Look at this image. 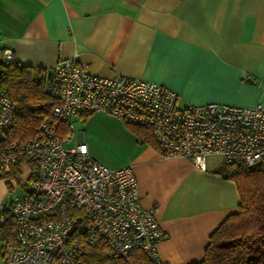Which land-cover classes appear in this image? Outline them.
<instances>
[{
    "label": "crops",
    "instance_id": "obj_1",
    "mask_svg": "<svg viewBox=\"0 0 264 264\" xmlns=\"http://www.w3.org/2000/svg\"><path fill=\"white\" fill-rule=\"evenodd\" d=\"M5 49L36 71L71 58L96 76L160 83L181 106L264 107V0H0V64ZM72 125V146L84 142L106 166L132 168L140 206L163 232L159 262L201 261L239 203L235 183L213 173L224 160L210 155L195 167L162 157L103 113Z\"/></svg>",
    "mask_w": 264,
    "mask_h": 264
},
{
    "label": "built area",
    "instance_id": "obj_2",
    "mask_svg": "<svg viewBox=\"0 0 264 264\" xmlns=\"http://www.w3.org/2000/svg\"><path fill=\"white\" fill-rule=\"evenodd\" d=\"M1 63L18 64L10 49L3 50ZM44 71L55 104L28 141L7 140L16 106L0 93V229L8 219L13 224L11 238L0 241L3 264H83L84 249L74 236L81 223L84 243L111 257L126 259L139 251L159 261L163 232L154 210L140 206L132 168L106 166L84 142L64 147L76 118L103 113L142 127L162 157L187 159L195 167L210 155L228 163L264 159L260 105L181 107L178 94L160 83L96 76L71 58Z\"/></svg>",
    "mask_w": 264,
    "mask_h": 264
},
{
    "label": "trees",
    "instance_id": "obj_3",
    "mask_svg": "<svg viewBox=\"0 0 264 264\" xmlns=\"http://www.w3.org/2000/svg\"><path fill=\"white\" fill-rule=\"evenodd\" d=\"M38 76V78H36ZM44 70L0 64V93L15 103V113L7 140L28 141L40 122L48 118L55 101L46 91ZM141 143L155 146L148 130L127 125ZM214 174L235 183L239 203L209 235L203 258L190 264H264V159L254 164L223 162ZM12 221L0 229V241L11 238ZM81 223L74 236L83 247V264H162L147 259L139 251L125 258L111 257L102 247L84 243Z\"/></svg>",
    "mask_w": 264,
    "mask_h": 264
},
{
    "label": "rangeland",
    "instance_id": "obj_4",
    "mask_svg": "<svg viewBox=\"0 0 264 264\" xmlns=\"http://www.w3.org/2000/svg\"><path fill=\"white\" fill-rule=\"evenodd\" d=\"M181 106V105H180ZM182 107V106H181ZM122 124H124V123H122ZM125 125V124H124ZM73 131H75V130H73ZM70 146H72V143H64V147H66V148H68V147H70ZM0 264H3V261H2V259H0Z\"/></svg>",
    "mask_w": 264,
    "mask_h": 264
}]
</instances>
